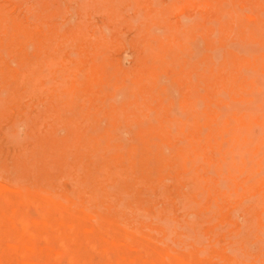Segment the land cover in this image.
Instances as JSON below:
<instances>
[{"label": "rangeland", "instance_id": "obj_1", "mask_svg": "<svg viewBox=\"0 0 264 264\" xmlns=\"http://www.w3.org/2000/svg\"><path fill=\"white\" fill-rule=\"evenodd\" d=\"M117 1L118 0H104V2L103 0H0V52L3 53L2 50L4 51V55L0 53V139H2L0 140V168H2L0 170V183L4 182L2 183L3 186H1L0 184V187H2L0 188V198H4L3 193H6L5 196H8V198L5 197V199L1 198L6 203H8V207L7 205L4 207L3 205L5 202H2L0 199V206H2V208H0V212L3 211L0 214V231H2V233L0 232V249L2 250H0V264H29L31 261H33L34 263L36 261L35 264H65V262L66 264H73L74 261L76 264H79L80 262V264H126L128 262V264H137L138 262L140 264H190V262L191 264H225L226 262L227 264V261L221 259H226L225 256L227 254L231 256L233 255V258L236 262H231L232 264H264V222L261 221L264 218V202L261 200L258 201L259 196L257 195L255 189H246L248 188L246 187L247 183L250 182V180L245 181L247 180L246 172H241L237 168H232L231 173H228L227 163H224L222 166V168L224 167L223 169H225L226 172L222 168H220L219 171L216 169L217 159H219L221 153L217 150L216 145H214L216 140L221 142L222 150L230 145V141H227L228 135H220L217 129H214V127L217 126L220 128L221 123L223 124L222 121H224V119L228 117V115L231 113V110H236L238 112H240V110H248V108L245 107L247 103L240 102V99L238 97L244 94L242 92L244 91V85L242 86L244 77L247 76L248 78L249 76H252V74L249 73L251 70H246L248 67L239 65L238 59L242 60L243 57H247L250 59L253 55H258L260 51H264V45L262 43L263 38L261 36V33L264 29V24L263 26L261 25L264 22V0H178L179 2H177V0ZM209 1L211 2L213 7L209 5ZM226 2L227 4H225ZM11 4L13 6H11ZM38 4L39 7L37 8ZM60 10H62V12ZM117 10H119L118 13L121 12V15H117ZM247 10L249 11L247 12ZM258 13L262 14L263 17ZM195 14L197 15L196 18L193 17V15ZM28 15H31V17H29ZM248 15L250 17H248ZM105 16H109L110 18L107 17V19ZM160 18L162 19V21ZM191 18L193 19L190 20ZM181 20L184 22V25L188 20L192 22L186 23L187 25L184 26ZM103 21L106 24H104ZM42 23L44 26H42ZM255 23H260V26L256 25ZM82 24H84V26ZM214 24L217 25L216 30ZM251 24L253 28H251ZM59 25L64 27H61ZM151 25L154 26L155 29ZM245 26L247 28H245ZM9 27L10 29H8V32L7 28ZM82 27L84 28L82 29ZM17 29H20L26 34H16ZM58 29L60 32L58 31ZM95 29L98 31H96ZM103 30H105L106 33L103 32ZM248 30L253 31L252 38L248 36ZM93 31L95 34L93 33ZM97 32L98 34H96ZM196 34H199V36ZM5 36H7L8 38H5ZM22 36L24 37L22 38ZM4 39H6V41L3 43ZM216 39L217 41H214ZM255 39H258L260 41L262 47L259 46L260 44L258 41L255 42ZM120 41L122 42V44H120ZM127 41L129 44L127 43ZM232 41V45H235L237 49L231 46L228 47L229 42ZM234 41H237L238 43L235 42V44ZM241 44H244V47ZM249 44L251 46H249ZM25 45L27 46L26 48ZM191 45H194L198 49H194V46ZM3 46L5 47V49L1 48ZM48 46L50 49L48 48ZM156 46L157 49L155 50ZM148 47L150 48V50L147 49ZM255 48L258 51H255ZM69 49H72L70 53H68ZM221 49L222 51L221 53H219ZM241 50L244 54L241 52ZM195 51L200 52V54H196L197 57L196 55H194V58L190 60V56L192 58L194 54L193 52ZM182 52H187L188 56H186V54L183 55ZM6 53L9 55V57L5 56L7 55ZM76 53H78V55ZM214 53L217 55V57L213 55ZM99 54L100 56H97ZM167 54L169 55V57L166 56ZM249 54L251 57L249 56ZM73 55L77 57H74ZM44 63L50 67L47 68ZM18 64L20 67H18ZM43 66L46 74L50 72L47 79L45 73H43V79L42 75H40V77H37L39 76L37 75L38 73L40 74L41 71L43 72ZM242 69H244V73L241 71ZM86 74H89L91 78L87 79ZM32 75L34 76V78H31ZM56 75H58L59 78H56ZM78 76L83 77L79 78ZM228 76H235V81L232 83L231 91L228 89H223V91L225 92L221 93V96L220 91L222 92L223 88L221 84L222 80L224 81L225 79V81L229 84L227 85H231L229 83L230 79ZM193 77L195 79H193ZM257 77H260L259 79L262 78L261 80H263L262 76L257 75ZM37 78L39 80L35 81L34 79ZM49 78H51L50 80L52 81H50ZM124 79H128L130 82H126ZM157 79L161 80H158L160 83L157 82ZM44 82L46 84H44ZM101 83L103 84V86L105 85L106 87H108V89L105 86L103 87ZM72 84H74L75 89L69 92L68 88L71 87ZM167 84L169 87L167 86ZM4 85H7L8 88L7 86L6 88L2 87ZM42 85L45 86L42 87ZM171 85L172 87H170ZM123 86H125V88ZM166 86L168 87V89L172 88L173 91H169L167 89L168 92L165 93ZM109 87H111L112 89H110ZM121 87L123 88L121 89ZM174 87L178 89V91ZM199 87H202L203 89L201 88V90L203 91L199 90ZM99 88L101 91L99 90ZM115 88L120 89H118L117 92V90H114ZM23 89H25V91ZM4 90L5 94L7 93L6 95L4 94ZM1 91L3 93H1ZM18 92H23L22 98L20 97L22 96L21 94L20 96H18ZM170 92H174V97ZM177 92L179 96L176 94ZM123 93L125 95H123ZM175 97L178 98L175 99ZM114 98L118 99L113 101ZM164 98H166V100ZM199 98H201V100ZM229 99L232 100H230L232 105L231 103H229ZM201 101L203 102L199 105V102ZM36 103L37 106H39V109L37 108ZM181 103L187 104L189 106V109L185 111L184 115L182 114L184 110L180 106ZM227 103L229 104L228 106ZM41 105L43 108L41 107ZM174 105L176 107V110ZM196 105L198 106L196 107ZM191 106L193 107L191 108ZM216 106L221 108V110L217 109ZM222 109L223 111L226 109L224 113L227 111L228 112L226 113V115L224 114L225 116L223 119L221 118L223 117L222 113L220 120L219 116L222 112ZM178 111H181L182 113H178ZM26 112L29 113L26 114ZM194 112H197L198 114V126L196 127L194 126ZM24 113L26 114V118ZM97 113H99V115ZM175 113H178V115L180 116H177V114ZM174 115H176L177 117ZM187 116L190 117L188 122ZM201 116L202 119H200ZM213 116L216 118V121H214L215 124L212 123L210 127L208 126V123L211 121ZM15 118H17V121L19 118L20 121L17 122ZM150 118L152 120H150ZM102 119L104 120L103 122H101ZM154 119L155 121H153ZM144 120L146 122H143ZM15 121L17 122V124H15L16 128H18L17 130L13 125V122ZM186 122L187 124H185ZM27 123L30 124L27 125ZM172 123H174L175 125ZM19 125H22L23 127H20ZM133 125L135 126L132 128ZM97 127H100V129ZM117 127L120 129H118ZM121 127H123V129ZM124 127L126 128L124 129ZM181 127L184 128L183 132H181L180 130ZM204 127H206V129L203 131ZM115 128L117 129V131ZM174 128L175 130L172 131V129ZM9 129H11V131ZM65 129H67V131ZM118 131L121 133L120 136L118 135ZM24 134L25 137L28 136L29 139L26 137V139L22 141V138H25L23 136ZM155 136L160 140H158ZM188 137L198 141L199 146H197V151L201 154H199L195 159L194 166H192V162H190L189 160L188 162H185L184 167L178 160L176 154L174 155V153L175 150L178 149V146H182L185 148L187 147ZM20 138L22 140H20ZM101 138L104 139V142ZM137 140L138 142H136ZM15 141L22 142L17 143ZM101 141L102 145L100 143ZM180 141L182 142L180 143ZM222 142L226 143L224 144L225 146ZM152 143H155L154 145L156 148L153 147L154 145H149ZM194 143L196 144V141ZM4 144H6L7 146L5 147ZM150 146H152L155 150L152 151ZM109 147H112L111 151ZM169 148L171 149V151ZM53 149H55V152ZM107 149L109 152L107 151ZM69 151H72L73 154L69 153ZM149 152L150 154H148ZM151 152H154L152 154L153 158H151ZM158 152H160V154ZM164 152L169 154H164ZM187 152L190 154V156H194L193 150L188 149ZM25 153L27 154L25 155ZM136 153L138 156L136 155ZM226 155L229 157H226V160L229 161L230 153L228 152L226 153ZM235 155L236 154H234V156ZM83 156L85 157L84 159H82ZM50 157L53 158L51 159ZM236 157L237 156H235V159ZM66 158L69 160H66ZM95 158L98 159V161H94ZM26 160L29 161L26 163ZM153 160V164L150 163ZM53 162L54 165H51ZM219 162H222V159L219 160ZM66 163L68 166H66ZM78 163L80 164V166H78L79 168L77 167V165H79ZM186 163H189V165ZM10 164L12 166L11 169ZM30 164L35 165L32 167V165L29 166ZM63 165L64 167H66L64 168ZM54 167L56 168L54 169ZM94 167H96L97 169L94 170ZM165 167L167 170L162 171V169H165ZM78 169L79 171L80 169L82 171L79 172ZM4 170L6 171L4 172ZM97 170L102 171V174H99V171L97 173ZM209 170H211L212 173H210L211 171ZM262 171H264V169H262L260 173H262ZM2 173L4 176L2 175ZM32 174L34 175L32 176ZM152 174H154V176ZM7 175L11 176L8 177ZM1 176L5 179V181ZM23 177H25L26 179H23ZM32 177H34V179ZM16 178L17 181H15ZM221 178H223V180L225 179V184L228 190L224 188L226 186ZM44 179L47 180L43 182ZM13 182L15 184H20V182L21 184L25 183L27 187H24L25 184H20L23 187L22 192L20 190L21 187H17L18 184L16 186L13 185ZM31 184H33V188L31 186L30 191H32V194L34 196L36 195V198L33 197L30 193H27L28 187H30ZM49 184L55 189L49 186ZM110 184L111 186H109ZM221 184L222 186H220ZM45 186L47 191L45 190ZM108 186L109 189H107ZM219 186L223 188L220 189ZM113 187H115L116 189ZM94 188L99 190H96ZM239 188L240 191L238 190ZM49 189H52L53 192H49L51 191ZM124 189L126 191H124ZM36 190L37 192H41L39 194H35V192L33 191ZM72 190L74 191L71 192L70 196L69 193ZM25 192L29 195H27ZM56 192L57 194L60 192L59 196L62 197L63 201L64 198L66 199L63 204L60 197L58 195H55ZM229 192L231 195L229 194ZM73 193L76 194L72 195ZM93 193L96 195L94 196ZM97 193L102 195H98V201L96 200L97 198H95L97 197ZM143 193L146 195H144ZM25 194L27 197H25ZM48 194H52V196H50L52 200L49 199L50 197L47 198L49 196ZM156 194H158L159 197ZM196 194L198 195V197ZM149 195H151V197ZM238 195L240 197H238ZM251 195L254 197H252ZM37 196L40 198H37ZM43 196L46 198L43 199ZM73 196H76L77 198H73ZM69 197L73 199L72 201L75 204L69 199ZM90 197H92V200L90 199ZM93 197L95 198V200L93 199ZM249 197H251V200H253L254 202H252ZM23 198H25L26 200H23ZM229 198H231V200ZM30 199L34 200L33 204ZM121 199H123V202L121 201ZM242 199L243 201H240ZM53 200H58V202L56 201V203H54ZM34 202L36 205L34 204ZM82 202H84L85 204ZM104 202H106V204ZM2 203L3 205H1ZM81 203L83 204L82 206L84 208L81 207ZM90 203L93 205H91ZM123 203L126 205H124L125 207L123 206ZM70 205L72 206L73 210L75 209L74 211L71 210ZM135 205L137 208H135ZM48 206L52 208V210L48 208ZM76 206H78V208H75ZM92 206L94 207L92 208ZM40 207L43 211V214H41L42 211L39 209ZM60 207H62V209H64L65 207L66 208L62 210L60 209ZM235 207L236 209H234ZM127 208H129L131 211ZM134 208L136 212L134 211ZM231 208L233 209L232 211ZM84 209L87 211H85ZM112 209L116 211L113 212ZM37 210L40 213H38ZM46 210L47 212H45ZM89 210L95 212L94 218H92V215H94V213L92 211V213H90ZM141 210H145V212H142ZM205 210H208L209 212L207 213ZM33 211L35 213H33ZM22 212H24V214ZM28 212L31 214H29ZM86 212H88V214L90 213L91 215L86 214ZM25 213L27 214L25 215ZM232 213L234 214V216ZM20 214L23 216V218H19L21 217ZM71 214H73V216ZM79 214L85 219L80 217ZM205 214L207 217L205 216ZM259 214L261 215V217ZM41 215L43 217H45L46 215L49 216H46V218L44 219H48L44 220ZM60 215H62L63 218L62 216L60 217ZM154 215L158 216V220ZM235 215H237L238 219ZM7 216H9V218H7ZM10 216L12 217L10 218ZM104 216L108 218L110 217L113 220H109ZM122 216L124 217L123 219L125 220V222L124 220L121 221ZM142 216H144L145 218ZM12 218L13 220H11ZM105 218L109 221H107ZM167 218H172L174 220L172 221L173 223ZM31 219L33 222L31 221ZM137 219L140 221V225H138L137 222L139 221ZM140 219H142L143 221ZM24 220H26V222H21ZM35 220H37L39 223H37V221ZM60 220L62 222L59 223L58 221ZM104 220H106L107 222ZM114 220H116V222L121 221L119 222L121 223V225H119L118 222L115 223ZM244 220L245 222L241 224ZM259 220L261 223L259 222ZM27 221H29L30 223ZM129 221L132 222L130 223ZM154 221H156L157 223ZM18 222H21L23 225ZM94 222L98 225H96ZM178 222L180 225L178 224ZM27 223L29 224V226H27L28 229L26 227ZM125 223H127L128 225L126 224V226H124ZM141 223H143L144 225H142ZM162 223H164L166 227ZM169 223H172L173 225L170 226L171 224ZM45 224H47V226H44ZM110 224L111 226H109ZM72 225H74L73 228H71ZM146 226L147 229L150 228L149 231L146 230ZM179 226H182L180 227L181 229L179 228ZM216 226L218 227V229H214L217 228ZM107 227L111 229L109 230L107 229ZM194 227H196V229L198 228L201 233L199 234V231H197L198 229L196 230ZM22 228H25L26 230ZM89 228H91L92 230ZM114 228L117 230L114 231ZM122 228L128 229L127 231L131 233H134L133 231H135V234L138 235H134V237H128L127 233L129 232H127L126 229L124 231ZM188 228L194 231L193 232L191 230V232L195 235V241L193 240V235H191L190 231V234H187ZM220 228H222V230ZM240 228H242L241 231ZM104 229H107V231L109 230V234ZM154 229H159V235H157L158 232H156ZM163 229L166 231H164ZM59 230L60 235L58 234ZM87 230L91 231L87 232ZM172 230L173 234L171 233ZM11 231L14 234L17 233V236L15 235L14 237ZM32 231L34 232V235H32ZM47 231L52 233H48ZM83 231L85 234L83 233ZM261 231L263 233H261ZM111 232L112 234H110ZM8 233H11L10 236H12V239H10V236L8 237ZM177 233H179V235H177ZM107 234L109 236H107ZM141 234L151 236V238H144V236L142 237ZM180 234L181 238L179 239L177 236H180ZM35 235L38 236V239ZM161 235H163V239H159L162 237ZM183 235L185 236V238H183ZM203 235H208L206 236V239H208V241H203L205 240ZM45 236H47V238ZM55 236L58 238H56ZM186 236L189 237V240ZM190 236H192V239L190 238ZM196 236H198V240L200 242L201 240L203 242L199 243ZM43 237L46 239H44ZM210 237H212V239H210ZM214 237H217L218 239H214ZM7 238L10 240H8ZM152 238L153 241L160 242H152ZM156 238L157 240H154ZM182 238L185 240H183ZM237 238H240L238 239L239 241L237 240ZM254 238H256L257 240ZM29 239L30 241H32L30 242ZM87 239H90V241H86ZM112 239L113 243H110ZM62 240L65 246L62 244ZM93 240L95 243L93 242ZM162 240H165L167 242L165 243V241L163 242ZM171 240L174 242H172ZM214 240H216V243H214ZM6 241L8 244L6 243ZM177 241H179L178 244ZM251 241L253 242V246L252 244L248 246L247 244L252 243ZM90 243H93L95 246L92 247L93 244ZM159 243H161L162 245H159ZM208 243H210V246H208ZM202 244L203 246H201ZM215 244H218V246H216ZM27 245H30L31 247ZM85 245H87V247L91 245V248L93 249H90V252L87 248L83 251L82 248H85ZM170 245H172L171 248ZM254 245L256 249L254 248ZM25 246L29 248H26ZM39 246L41 247L39 248ZM111 246L114 247V257L111 249L113 247ZM167 246L170 249L169 251ZM189 246L190 248H188ZM197 246L202 247L203 250L201 251L200 247L196 248ZM228 246L231 247L229 248ZM65 247H67L69 250L65 249ZM139 247L141 248L139 249ZM179 247H182L183 250L181 248L179 249ZM232 247L233 249H237V253L235 252V249H232ZM97 249H99V253H96ZM33 250L35 253H33ZM59 250L62 253L64 252L63 254L65 255H62ZM87 250L89 253H87ZM91 250H94L93 253L91 252ZM38 251L39 253H37L36 255V252ZM173 251H177L178 256H176V253H173ZM207 251H209L211 254H209V252ZM217 252L218 254H216ZM230 252L234 253L230 254ZM166 253L169 254V261L168 254ZM71 254L73 255L72 257ZM100 254L104 258L99 256L101 261L99 259L98 261L97 258ZM249 254H252V257H249ZM32 255L33 258H31ZM39 255L41 257H39ZM58 255L61 256V261H58ZM89 255L90 258L92 257L93 259L94 257V259L96 258L97 261H92V259L90 260ZM247 255L249 259L247 258ZM37 256L39 259L43 258L42 261L41 259L39 260L40 262L38 261V259L36 260ZM54 256H56L57 259ZM180 256H182L184 260H186V262H181L183 258H180ZM189 256H192V258H190ZM197 257H199L200 259ZM257 257L258 259H256ZM107 258H112L113 262L110 263L112 259L109 260ZM131 258H133V260ZM143 258L144 260H142ZM116 259H118V263L116 262ZM70 260L73 261V263ZM241 260L242 262H240ZM252 260L253 262L251 263ZM33 262L31 264H33Z\"/></svg>", "mask_w": 264, "mask_h": 264}, {"label": "bare ground", "instance_id": "obj_2", "mask_svg": "<svg viewBox=\"0 0 264 264\" xmlns=\"http://www.w3.org/2000/svg\"><path fill=\"white\" fill-rule=\"evenodd\" d=\"M28 1V0H27ZM98 1V0H97ZM118 1H120V0H118ZM117 1V2H118ZM123 1V0H122ZM179 1H182V0H179ZM178 0H177V2H179ZM224 1V0H223ZM19 2V1H18ZM103 2H104V0H103ZM210 2V1H209ZM1 3V2H0ZM13 3V2H12ZM98 3V2H97ZM144 4V3H143ZM174 4V3H173ZM183 4V3H182ZM225 4H227V2L225 3ZM17 5V4H16ZM209 5L210 6H212V4H211V2L209 3ZM11 6H13L12 4H11ZM176 6V5H175ZM180 6V5H179ZM182 6V5H181ZM200 6V5H199ZM39 7V4H38V6H37V8ZM75 7V6H74ZM202 7V6H201ZM213 7V6H212ZM211 7V8H212ZM228 7V6H227ZM244 7V6H243ZM15 8H16V6H15ZM70 8V7H69ZM179 8V7H178ZM177 8V9H178ZM225 8V7H224ZM240 8V7H239ZM25 9V8H24ZM123 9V8H122ZM14 10V9H13ZM27 10V9H26ZM64 10V9H63ZM121 10V9H120ZM183 10V9H182ZM213 10V9H212ZM227 10V9H226ZM15 11V10H14ZM28 11V10H27ZM34 11H36V10H34ZM57 11V10H56ZM61 12H62V10H60ZM118 11L119 10H117V15L118 14H120V13H118ZM123 11V10H122ZM242 11V10H241ZM244 11V10H243ZM249 10H247V12H248ZM44 12V11H43ZM68 12V11H67ZM157 12V11H156ZM260 12H262V11H260ZM33 13V12H32ZM42 13V12H41ZM74 13V12H73ZM72 13V14H73ZM87 13V12H86ZM184 13V12H183ZM227 13V12H226ZM16 14V13H15ZM185 14V13H184ZM259 15H261L262 16V14H260V13H258ZM18 15V14H17ZM90 15H91V13H90ZM121 15V14H120ZM183 15V14H182ZM196 15V14H195ZM195 15H193V17L194 18H196L197 17V15L195 16ZM29 17H31V15H28ZM34 16V15H33ZM74 16V15H73ZM82 17V16H81ZM106 17V16H105ZM107 17H109V16H107ZM106 17V18H107ZM116 17V16H115ZM122 17V16H121ZM187 17H189V16H187ZM223 17H225V16H223ZM248 17H250L249 15H248ZM263 17V16H262ZM28 18V17H27ZM110 18V17H109ZM117 18V17H116ZM166 18V17H165ZM181 18V17H180ZM29 19H31V18H29ZM70 19V18H69ZM108 19V18H107ZM161 19V18H160ZM193 18H191L190 20H192ZM116 20V19H115ZM114 20V21H115ZM190 20H188L187 22H185V25H187L186 23H189V22H192V21H190ZM10 21V20H9ZM34 21V20H33ZM102 21V20H101ZM111 21V20H110ZM113 21V20H112ZM117 21H118V19H117ZM120 21H122V20H120ZM152 21V20H151ZM161 21H162V19H161ZM182 21V20H181ZM210 21V20H209ZM214 21V20H213ZM212 21V22H213ZM216 21V20H215ZM40 22V21H39ZM43 22V21H42ZM81 22H82V18H81ZM132 22V21H131ZM211 22V23H212ZM261 22H263V21H261ZM37 23H38V20H37ZM44 23V22H43ZM43 23H42V26H44L43 25ZM57 23V22H56ZM103 23L104 24H106L104 21H103ZM182 23H183V25H184V22L182 21ZM206 23H210V22H206ZM213 23H215V22H213ZM218 23V22H217ZM234 23V22H233ZM249 23V22H248ZM49 24V23H48ZM71 24H73V23H71ZM103 24V25H104ZM150 24V23H149ZM152 24V23H151ZM216 24V23H215ZM214 24V25H215ZM250 24V23H249ZM256 25H259V24H257V23H255ZM263 24H264V22L261 24L262 26H263ZM36 25H38V24H36ZM40 25H41V23H40ZM66 25V24H65ZM83 26H84V24H82ZM93 25V24H92ZM102 25V26H103ZM120 25H121V23H120ZM184 25V26H185ZM59 26H61V25H59ZM58 26V27H59ZM87 26V25H86ZM105 26V25H104ZM152 26V25H151ZM260 26V25H259ZM46 27V26H45ZM61 27H64V26H61ZM152 27H154V26H152ZM157 27V26H156ZM234 27V26H233ZM264 27V26H263ZM263 27H261V28H263ZM44 28V27H43ZM47 28V27H46ZM84 27H82V29H83ZM85 28H87V27H85ZM120 28H122V27H120ZM159 28V27H158ZM161 28V27H160ZM223 28V27H222ZM245 28H247L246 26H245ZM244 28V29H245ZM251 28H253L252 27V24H251ZM8 29H10V27L9 28H7V30ZM60 29V28H59ZM59 29H58V31H59ZM106 29V28H105ZM110 29V28H109ZM154 29H155V27H154ZM217 29V25H215V30ZM96 30V29H95ZM150 30V29H149ZM255 30V29H254ZM35 31H36V29H35ZM96 31H98V30H96ZM95 31V32H96ZM110 31V30H109ZM8 32H9V30H8ZM48 32V31H47ZM46 32V33H47ZM60 32V31H59ZM103 32H105V30H103ZM107 32H108V30H107ZM154 32V31H153ZM164 32H166V31H164ZM163 32V33H164ZM215 32V31H214ZM227 32V31H226ZM19 33H22V35H24V34H26L25 32H23V31H21L20 29H17V31H16V34H19ZM93 33H94V31H93ZM106 33V32H105ZM111 33V32H110ZM109 33V34H110ZM125 33V32H124ZM157 33V32H156ZM246 33V32H245ZM95 34V33H94ZM96 34H98V32L96 33ZM108 34V35H109ZM228 34V33H227ZM20 35V34H19ZM121 35V34H120ZM125 35V34H124ZM196 35H198L199 36V34H196ZM217 35V34H216ZM215 35V36H216ZM38 36V35H37ZM105 36H107V35H105ZM110 36V35H109ZM248 36H250L251 38H252V36H253V31L252 30H248ZM261 36H262V38H263V41H262V43H263V45H264V29H263V32L261 33ZM7 36H5V38H6ZM14 37H15V35H14ZM24 36H22V38H23ZM52 37V36H51ZM217 37V36H216ZM8 38V37H7ZM21 38V39H22ZM93 38V37H92ZM186 38V37H185ZM188 38V37H187ZM37 39V38H36ZM94 39V38H93ZM92 39V40H93ZM122 39V38H121ZM143 39H145V38H143ZM201 39V38H200ZM229 39V38H228ZM40 40V39H39ZM70 40V39H69ZM69 40H68V42H69ZM152 40V39H151ZM154 40V39H153ZM256 40V39H255ZM254 40V41H255ZM6 41V39H4V41H3V43ZM24 41V40H23ZM28 41H29V39H28ZM142 41V40H141ZM184 41V40H183ZM202 41V40H201ZM214 41H217V39L216 40H214ZM259 42V46H261L262 47V44L260 43V41L257 39L255 42ZM34 42H35V40H34ZM121 42V41H120ZM124 42V41H123ZM150 42H152V41H150ZM155 42V41H154ZM189 42V41H188ZM203 42V41H202ZM235 42H237V41H234V43ZM255 42H253V43H255ZM39 43V42H38ZM127 43H128V41H127ZM232 43H233V41L232 42H229V46L228 47H234L235 49H237L236 47H235V45L233 46L232 45ZM238 43V42H237ZM244 43V42H243ZM249 43V42H248ZM14 44H15V42H14ZM28 44V43H27ZM120 44H122V42L120 43ZM129 44V43H128ZM227 44H226V46H227ZM236 44V43H235ZM245 44V43H244ZM244 44H241L243 47H244ZM258 44V43H257ZM33 45H34V43H33ZM47 45V44H46ZM201 45V44H200ZM129 46V45H128ZM134 46V45H133ZM191 46H194V45H191ZM237 46V45H236ZM249 46H251L250 44H249ZM27 46L25 45V48H26ZM241 47V46H240ZM257 47V46H256ZM260 47V48H261ZM1 48H4L5 49V47L3 46V47H1ZM17 48V47H16ZM48 48H49V46H48ZM65 48V47H64ZM68 48V47H67ZM197 47H195L194 46V49H196ZM223 48V47H222ZM247 48V47H246ZM264 48V47H263ZM35 49V48H34ZM33 49V50H34ZM37 49H39V48H37ZM50 49V48H49ZM48 49V50H49ZM63 49V48H62ZM147 49H149L150 50V48L148 47ZM152 49H154V48H152ZM157 49V46L155 47V50ZM198 49V48H197ZM203 49H204V47H203ZM217 49V48H216ZM220 49V48H219ZM235 49H233V50H235ZM254 49V48H253ZM60 50V49H59ZM72 49H69V52L68 53H70V51H71ZM126 50V49H125ZM128 50V49H127ZM202 50V49H201ZM201 50H199V51H201ZM210 50V49H209ZM218 50V49H217ZM240 50V49H239ZM257 49L255 48V51H256ZM263 50V49H262ZM27 51H28V49H27ZM75 51V50H74ZM122 51V50H121ZM129 51V50H128ZM221 51H222V49L220 50V52L219 53H221ZM246 51V50H245ZM258 51V50H257ZM2 52L3 53H1V54H3L4 55V51L2 50ZM39 52V51H38ZM119 52V51H118ZM211 52H213V51H211ZM217 52V51H216ZM237 52V51H236ZM239 52V51H238ZM241 52L243 53V51L241 50ZM248 52V51H247ZM250 52V51H249ZM11 53H13V52H11ZM104 53V52H103ZM120 53V52H119ZM194 54H193V57L191 58V56H190V60L191 59H193L194 58V55H196V54H200V52H193ZM251 53H253V52H251ZM250 53V54H251ZM7 54V53H6ZM41 54V53H40ZM57 54V53H56ZM75 54V53H74ZM77 55H78V53H76ZM140 54V53H139ZM149 54V53H148ZM182 54L183 55H185L186 54V56H188L187 55V52H185V53H183L182 52ZM244 54V53H243ZM246 54H248V53H246ZM250 54H249V56H250ZM12 55V54H11ZM30 55V54H29ZM60 55V54H59ZM70 55V54H69ZM82 55V54H81ZM119 55V54H118ZM131 55V54H130ZM214 56H216L217 57V55L214 53L213 54ZM5 56H8L9 57V55L7 54V55H5ZM62 56V55H61ZM71 56V55H70ZM74 56V55H73ZM97 56H100V54L99 55H97ZM166 56H168L169 57V55L167 54ZM219 56V55H218ZM16 57V56H15ZM31 57V56H30ZM36 57V56H35ZM42 57H45V56H42ZM74 57H77V56H74ZM196 57H197V55H196ZM251 57V56H250ZM54 58V57H53ZM59 58V57H58ZM12 59V58H11ZM39 59V58H38ZM66 59H69V58H66ZM145 59V58H144ZM48 60V59H47ZM51 60V59H50ZM97 60V59H96ZM122 60V59H121ZM149 60V59H148ZM178 60V59H177ZM215 60V59H214ZM12 61V60H11ZM35 61V60H34ZM53 61V60H52ZM42 62H44V61H42ZM71 62V61H70ZM203 62V61H202ZM216 62V61H215ZM11 63V62H10ZM47 63H48V61H47ZM90 63V62H89ZM198 63H200V62H198ZM217 63H218V61H217ZM216 63V64H217ZM238 63H239V65L240 66H245V67H248L246 70L248 71V70H251L249 73H251L252 74V76H249L248 78H247V76H245L246 77V79H245V77H244V80H243V84H242V86L244 85V91H242L244 94H242L241 96H239L238 98L240 99V102H245V103H247L246 104V108H248V110H246V111H244V110H240V112H238V111H236V110H231V113L228 115V117L227 118H225L224 119V121H222L223 122V124L221 123V127L219 128V127H214V129H217V131H218V133L220 134V135H222L223 134V136L226 134V135H228V137H227V141L229 142L230 141V145H228L225 149H223L222 150V144H221V142H219L218 140H216V142H215V144L214 145H216V148H217V150L221 153V155H220V157H219V159H217V165H216V169L219 171L220 170V168H222V166H223V164L224 163H227V167H228V173H231V169L232 168H237L238 170H240L241 172H246V176H247V180H245V181H248V180H250V182L249 183H247V186L246 187H248V188H246V189H255L256 190V192H257V195L259 196V199H258V201L259 200H261V201H263L264 202V171H262V173H260V171L262 170V169H264V51H260L259 52V54L258 55H253L250 59L249 58H247V57H243L242 58V60L241 59H238ZM20 64V63H19ZM19 64H18V67H20L19 66ZM26 64V63H25ZM38 64V63H37ZM42 64V63H41ZM45 64V63H44ZM49 64H50V62H49ZM54 64H55V62H54ZM72 64H73V62H72ZM71 64V65H72ZM187 64V63H186ZM185 64V65H186ZM46 65V64H45ZM44 65V66H45ZM60 65V64H59ZM25 66V65H24ZM28 66V65H27ZM40 66V65H39ZM38 66V67H39ZM44 66H43V72L41 71V73L39 74H37V75H39V76H37V77H40V75H42V79H43V73H45L46 74V71L44 70ZM47 66V65H46ZM131 66V65H130ZM177 66V65H176ZM15 67V66H14ZM36 67V66H35ZM50 66H47V68H49ZM17 68V67H16ZM73 68H75V67H73ZM70 69V68H69ZM82 69V68H81ZM119 69V68H118ZM18 70V69H17ZM48 70V69H47ZM58 70H59V68H58ZM75 70V69H74ZM123 70V69H122ZM133 70V69H132ZM243 70L244 69H242L241 71L243 72ZM36 71V70H35ZM49 71V70H48ZM57 71V70H56ZM55 71V72H56ZM216 71V70H215ZM40 72V71H39ZM229 72V71H228ZM240 72V71H239ZM21 73V72H20ZM23 73V72H22ZM31 73V72H30ZM34 73V72H33ZM76 73V72H75ZM80 73V72H79ZM194 73V72H193ZM244 73V72H243ZM44 74V75H45ZM49 74H50V72L48 73V74H46L45 76H47L46 77V79L48 78V76H49ZM69 74H70V72H69ZM81 74H82V72H81ZM80 74V75H81ZM118 74H119V72H118ZM124 74V73H123ZM250 74V75H251ZM129 75H131V74H129ZM162 75V74H161ZM160 75V76H161ZM192 75H195V74H192ZM257 75L259 76H262L263 77V80H261V79H259L258 77H257ZM33 76V75H32ZM31 76V78H34V76L32 77ZM77 76V75H76ZM114 76V75H113ZM120 76V75H119ZM36 77V76H35ZM58 77V75H56V78ZM79 77V76H78ZM83 77V76H82ZM81 76L79 77V78H82ZM134 77V76H133ZM229 77V79H230V81H229V83L231 84L230 86H228L229 84H228V82H226L225 81V79H224V81L222 80V82H221V84H222V92L220 91V95L222 96V94L221 93H223V92H225V91H223V89H228V90H230L231 91V89H232V83L235 81V76H228ZM11 78V77H10ZM52 78V77H51ZM51 78H49V80L51 79ZM59 78V77H58ZM86 78L87 79H89V78H91V76L89 75V74H86ZM113 78V77H112ZM160 78V77H159ZM227 78V77H226ZM60 79H61V77H60ZM193 79H195L194 77H193ZM12 80V79H11ZM35 81L36 80H39L38 78L37 79H34ZM125 80V79H124ZM161 81L160 79H157V82H159V81ZM2 81V80H1ZM46 81V80H45ZM50 81H52V80H50ZM119 81V80H118ZM122 81H123V79H122ZM126 82H128L129 80L127 79V80H125ZM135 81V80H134ZM201 81V80H200ZM59 82V81H58ZM101 82V81H100ZM130 82V81H129ZM136 82V81H135ZM202 82V81H201ZM3 83V82H2ZM49 83H51V82H49ZM60 83H61V81H60ZM71 83V82H70ZM75 83H77V82H75ZM160 83V82H159ZM44 84H46L45 82H44ZM64 84H66V83H64ZM102 84V83H101ZM134 84V83H133ZM169 84V83H168ZM168 84H167V86H168ZM228 84V85H227ZM96 85V84H95ZM94 85V86H95ZM135 85V84H134ZM7 86V85H6ZM6 86L4 85V86H2V87H4V88H6ZM45 85H42V87H44ZM61 86V85H60ZM102 86H103V84H102ZM105 86V85H104ZM103 86V87H104ZM112 86V85H111ZM127 86V85H126ZM166 86V87H167ZM17 87H19V86H17ZM16 87V88H17ZM106 87V86H105ZM124 88H125V86H123ZM123 87H121V89L123 88ZM134 87V86H133ZM165 87V89H166V91H165V93H167L168 92V90L170 91H173L172 90V88L170 89H168V87L166 88ZM170 87H172V85L170 86ZM238 87V86H237ZM246 87V88H245ZM7 88H8V86H7ZM36 88H37V86H36ZM96 88V87H95ZM107 89H108V87H106ZM110 89H112L111 87H109ZM136 88H137V86H136ZM156 88V87H155ZM175 88V87H174ZM202 88V87H201ZM201 88L199 87V90H201ZM25 89H27V88H25ZM25 89H23L24 91H25ZM75 89V87H74V84H72L71 85V87H69L68 88V91L69 92H71V91H73ZM118 89H120V88H115L114 90L116 91L117 90V92H118ZM168 89V90H167ZM176 89V88H175ZM203 89V88H202ZM2 90V89H1ZM39 90V89H38ZM99 90H100V88H99ZM125 90V89H124ZM177 91H178V89H176ZM7 91V90H6ZM32 91V90H31ZM101 91V90H100ZM201 91H203V90H201ZM20 92V91H19ZM18 92V96H20V94L22 95L23 94V92L22 93H19ZM122 92H123V90H122ZM240 92V91H239ZM1 93H3L2 91H1ZM25 93V92H24ZM170 93H172V96L174 97V92H170ZM228 93V92H227ZM237 93V92H236ZM4 94H5V90H4ZM7 94V93H6ZM5 94V95H6ZM115 94V93H114ZM162 94V93H161ZM177 95H178V92L176 93ZM218 94V93H217ZM1 95V94H0ZM5 95H4V97H5ZM46 95V94H45ZM116 95V94H115ZM114 95V96H115ZM123 95H125L124 93H123ZM171 95V94H170ZM176 95V96H177ZM73 96V95H72ZM130 96H131V94H130ZM179 96V95H178ZM226 96V95H225ZM21 98L23 97V95L22 96H20ZM77 97V96H76ZM80 97V96H79ZM84 97V96H83ZM123 97V96H122ZM166 97H168V96H166ZM224 97V96H223ZM75 98V97H74ZM107 98V97H106ZM110 98V97H109ZM111 98H113V97H111ZM178 98V97H177ZM176 97H175V99H177ZM226 98V97H225ZM234 98H235V96H234ZM19 99V98H18ZM108 99V98H107ZM118 99V98H117ZM116 98H114L113 99V101L114 100H117ZM165 100H166V98H164ZM200 100H201V98H199ZM204 99V98H203ZM227 99V98H226ZM164 100V101H165ZM205 100V99H204ZM228 100V99H227ZM230 100L231 99H229V103H231L230 102ZM175 101V100H174ZM199 101V100H198ZM232 101V100H231ZM44 102V101H43ZM116 102H118V101H116ZM203 101H201V102H199V105H200V103H202ZM152 103V102H151ZM234 103V102H233ZM69 104V103H68ZM198 104V103H197ZM214 104V103H213ZM11 105V104H10ZM35 105V104H34ZM229 104L227 103V106H228ZM231 105H232V103H231ZM230 105V106H231ZM2 106V105H1ZM36 106H37V103H36ZM105 106V105H104ZM172 106V105H171ZM179 106V105H178ZM180 106L182 107V109L184 110L183 111V113L181 112V111H178V113H182L183 115L185 114V111H187V109H189L188 107V105L187 104H183V103H181L180 104ZM198 105H196V107H197ZM225 106V105H224ZM227 106H225V107H227ZM235 106V105H234ZM11 107V106H10ZM39 106H37V108H38ZM41 107H42V105H41ZM45 107V106H44ZM174 107H175V105H174ZM185 107V108H184ZM193 106H191V108H192ZM217 107V109H220L221 110V108H219L218 106H216ZM1 108V107H0ZM30 108V107H29ZM43 108V107H42ZM46 108H47V106H46ZM109 108V107H108ZM107 108V109H108ZM199 108V107H198ZM201 108V107H200ZM228 108V107H227ZM240 108V107H239ZM3 109V108H2ZM16 109V108H15ZM39 109V108H38ZM45 109V108H44ZM12 110H13V107H12ZM17 110H18V108H17ZM27 110V109H26ZM25 110V111H26ZM65 110V109H64ZM175 110H176V107H175ZM204 111H206V110H204ZM224 111H226V109L224 110ZM224 111H223V109H222V112L220 113V116H219V118L221 117V115H222V113H223V117H221L222 119L224 118V116L226 115V113L228 112H225L224 113ZM19 112V111H18ZM30 112V111H29ZM28 112V113H29ZM153 112V111H152ZM173 112V111H172ZM27 112H26V114H28ZM50 113V112H49ZM178 113H175V114H177V116H180V115H178ZM17 114V113H16ZM25 114V113H24ZM26 114H25V118H26ZM51 114V113H50ZM98 115H99V113H97ZM225 114V115H224ZM78 115V114H77ZM172 115V114H171ZM194 126L196 127V126H198V114H197V112L195 113L194 112ZM5 116H6V114H5ZM54 116H55V114H54ZM104 116V115H103ZM174 116H176V115H174ZM176 116V117H177ZM29 117V116H28ZM100 117V116H99ZM106 117V116H105ZM188 117V116H187ZM196 117V118H195ZM24 118V119H25ZM51 118H53V117H51ZM112 118V117H111ZM110 118V119H111ZM152 118V117H151ZM150 118V120H152ZM189 118L190 117H188L187 118V122H188V120H189ZM221 118H220V120H221ZM16 119V121H17V118H15ZM23 119V120H24ZM40 119V118H39ZM183 119V118H182ZM200 119H202V116L200 117ZM22 120V121H23ZM41 120V119H40ZM185 120H186V118H185ZM220 120H219V122H220ZM13 122L14 124V126H15V124H17V122L18 121H20L19 120V118H18V121L17 122ZM47 121V120H46ZM66 121V120H65ZM104 120L102 119V121L101 122H103ZM153 121H155V119L153 120ZM152 121V122H153ZM214 121H216V118L213 116L212 117V119H211V121L208 123V126H210L211 127V125H212V123H214ZM43 122V121H42ZM41 122V123H42ZM53 122V121H52ZM143 122H146L145 120L143 121ZM182 122V121H181ZM187 122L185 123V124H187ZM218 122V123H219ZM21 124H23V123H21ZM25 124V123H24ZM30 124V123H29ZM28 123H27V125H29ZM102 124V123H101ZM103 124H106V123H103ZM143 124H145V123H143ZM172 124H174V123H172ZM215 124V123H214ZM26 125V126H27ZM68 125V124H67ZM124 125V124H123ZM168 125V124H167ZM175 125V124H174ZM173 125V126H174ZM9 126H11V125H9ZM20 126V125H19ZM22 126V125H21ZM20 126V127H21ZM35 126V125H34ZM48 126V125H47ZM69 126V125H68ZM67 126V127H68ZM119 126V125H118ZM135 125H133L132 126V128L134 127ZM23 127V126H22ZM59 127V126H58ZM175 127V126H174ZM5 128V127H4ZM15 128H16V126H15ZM89 128V127H88ZM97 128H99L100 129V127H97ZM118 128V127H117ZM122 129H123V127H121ZM126 127H124V129H125ZM171 128H172V126H171ZM202 128H203V126H202ZM18 128H16V130H17ZM24 129V128H23ZM25 129H26V127H25ZM113 129H114V127H113ZM116 129V128H115ZM118 129H120V128H118ZM185 129H186V127H185ZM206 129V127H204V129H203V131ZM10 131H11V129H9ZM66 131H67V129H65ZM87 130V129H86ZM96 130H98V129H96ZM175 130V128L174 129H172V131H174ZM180 130H181V132H183L184 131V128H180ZM22 131V130H21ZM116 131H117V129H116ZM128 131V130H127ZM14 132V131H13ZM12 132V133H13ZM16 132V131H15ZM59 132V131H58ZM119 132V131H118ZM35 133V132H34ZM56 133H57V131H56ZM116 133V132H115ZM128 133V132H127ZM203 133V132H202ZM21 134V133H20ZM60 134V133H59ZM180 134V133H179ZM119 136L121 135V133L119 132V134H118ZM127 135V134H126ZM225 135V136H226ZM2 136V135H1ZM4 136V135H3ZM22 136V135H21ZM20 136V137H21ZM24 137H25V134L23 135ZM123 136V135H122ZM28 139H29V137L28 136H26ZM26 137L25 138H20V140H22V141H24V139H26ZM35 137V136H34ZM124 137V136H123ZM156 137V136H155ZM37 138V137H36ZM39 138V137H38ZM41 138V137H40ZM122 138V137H121ZM128 138V137H127ZM126 138V139H127ZM154 138V137H153ZM157 138V137H156ZM30 139H31V137H30ZM101 139H103V138H101ZM124 139V138H123ZM125 139V140H126ZM135 139V138H134ZM158 139V138H157ZM188 139V143H187V147L185 148V147H182V146H178L177 148L178 149H176L175 150V153H174V155L176 154V156L178 157V160L180 161V163L185 167V162H188L189 160H190V162H192V166H194V164H195V159L197 158V156L199 155V154H201L200 152H198L197 151V146H199V143H198V141L197 140H194L193 138H190V137H188L187 138ZM0 140H2V139H0ZM13 140V139H12ZM128 140V139H127ZM130 140V139H129ZM131 140H133V139H131ZM158 140H160V139H158ZM204 140V139H203ZM202 140V141H203ZM14 141V140H13ZM22 141H19V142H22ZM59 141H60V139H59ZM184 141V140H183ZM196 141V144L194 143ZM15 142H17V143H19L18 141H15ZM103 142H104V139H103ZM125 142V141H124ZM136 142H138V140L136 141ZM182 141H180V143H181ZM16 143V144H17ZM101 143V145H102V141L100 142ZM156 143V142H155ZM154 143V144H155ZM162 143V142H161ZM160 143V144H161ZM223 143V145L224 144H226L225 142H222ZM153 143L152 144H149V145H154ZM164 144H165V142H164ZM178 144V143H177ZM5 145V147L7 146L6 144H4ZM22 145V144H21ZM44 146V145H43ZM152 146H150L151 147V149H152V151H154L155 149H153V147H155V145L152 147ZM225 146V145H224ZM26 147V146H25ZM34 147H35V145H34ZM71 147V146H70ZM171 147V146H170ZM37 148V147H36ZM40 148V147H39ZM136 148H138V147H136ZM156 148V147H155ZM162 148H163V146H162ZM172 148V147H171ZM80 149H81V147H80ZM109 149H110V151H111V149H112V147H109ZM170 149V148H169ZM169 149H168V151H169ZM173 149V148H172ZM188 149L189 150H193V152H194V156H190V154L187 152L188 151ZM6 150V149H5ZM54 150V152H55V149H53ZM74 150V149H73ZM164 150V149H163ZM15 151V150H14ZM26 151V150H25ZM50 151H51V149H50ZM60 151V150H59ZM98 151V150H97ZM107 151H108V149H107ZM170 151H171V149H170ZM210 151V150H209ZM6 152H8V151H6ZM27 152V151H26ZM109 152V151H108ZM107 152V153H108ZM230 153V159H229V161H227L226 159V157H228L227 155H226V153ZM42 153V152H41ZM69 153H72V151H69ZM96 153V152H95ZM106 153V154H107ZM154 152H151V158H153V154ZM159 154H160V152H158ZM216 153V152H215ZM14 154V153H13ZM27 153H25V155H26ZM73 154V153H72ZM105 154V155H106ZM148 154H150V152L148 153ZM164 154H167L166 152H164ZM169 154V153H168ZM167 154V155H168ZM234 154H236L235 156H237L236 157V159H235V156H234ZM2 155V154H1ZM41 155V154H40ZM96 155V154H95ZM136 155H137V153H136ZM218 155V154H217ZM229 155V154H228ZM6 156H7V154H6ZM21 156V155H20ZM35 156H36V154H35ZM50 156V155H49ZM48 156V157H49ZM70 156V155H69ZM72 156V155H71ZM94 156V155H93ZM138 156V155H137ZM189 156V157H188ZM59 157V156H58ZM96 157V156H95ZM133 157H135V156H133ZM31 158V157H30ZM37 158V157H36ZM36 158H35V161H36ZM51 159L53 158V157H50ZM50 158H48V159H50ZM67 158H68V155H67ZM66 158V160H69V159H67ZM85 157L83 156V158L82 159H84ZM97 158H99V157H97ZM137 158V157H136ZM201 158V157H200ZM229 158V157H228ZM29 159V158H28ZM47 159V158H46ZM71 159V158H70ZM76 159V158H75ZM222 159V162H219V160H221ZM74 160V159H73ZM98 161V159H96L95 158V160L94 161ZM150 160V159H149ZM166 160V159H165ZM209 160V159H208ZM10 161V160H9ZM29 160H26V163L28 162ZM93 161V162H94ZM11 162V161H10ZM82 162V161H81ZM150 162V161H149ZM152 162H154V160L153 161H151L150 163H152ZM68 163V162H67ZM67 163H66V166H68L67 165ZM95 163V162H94ZM20 164V163H19ZM69 164V163H68ZM79 164V163H78ZM93 164V163H92ZM136 164H137V161H136ZM153 164V163H152ZM186 164H188L189 165V163H186ZM32 164H30L29 166H31ZM35 165V164H34ZM34 165H32V167L34 166ZM51 165H54V162L51 164ZM88 165H89V163H88ZM91 165V164H90ZM94 165V164H93ZM96 165H97V163H96ZM50 166V165H49ZM48 166V167H49ZM65 166V167H66ZM78 166H80V164L79 165H77V167ZM92 166V165H91ZM90 166V167H91ZM99 166V165H98ZM168 166V165H167ZM211 166V165H210ZM36 167V166H35ZM51 167V166H50ZM49 167V168H50ZM63 167H64V165H63ZM64 167V168H65ZM97 167V166H96ZM96 167H94V170L95 169H97ZM169 167V166H168ZM12 168V166H11V164H10V169ZM37 168V167H36ZM35 168V169H36ZM52 168V167H51ZM56 167H54V169H55ZM79 168V167H78ZM136 168V167H135ZM224 168V167H223ZM222 168V169H223ZM2 168H0V170H1ZM5 169V168H4ZM30 169V168H29ZM115 169V168H114ZM51 170H53V169H51ZM119 170H120V168H119ZM163 170H167L166 169V167H165V169H162V171ZM212 170V169H211ZM211 170H209V171H211ZM225 172H226V170L225 169H223ZM6 170H4V172H5ZM28 171V170H27ZM55 171V170H54ZM64 171H66V170H64ZM78 171H79V169H78ZM80 171H82L81 169H80ZM79 171V172H80ZM98 171L99 170H97L96 172L98 173ZM136 171V170H135ZM138 171V170H137ZM170 171V170H169ZM235 171V170H234ZM36 172V171H35ZM102 171H99V174L101 173ZM128 172H129V170H128ZM153 172V171H152ZM164 172H166V171H164ZM171 172V171H170ZM240 172V173H241ZM31 173H32V171H31ZM37 173V172H36ZM48 173H50V172H48ZM78 173V172H77ZM93 173V172H92ZM97 173H95V174H97ZM108 173V172H107ZM113 173V172H112ZM172 173V172H171ZM210 173H212V171L210 172ZM214 173V172H213ZM237 173V172H236ZM94 174V175H95ZM102 174V173H101ZM155 174V173H154ZM154 174H152L153 176H154ZM215 174V173H214ZM222 174V173H221ZM2 175H3V173H2ZM13 175H14V173H13ZM34 174H32V176H33ZM49 175V174H48ZM65 175V174H64ZM182 175V174H181ZM243 175V174H242ZM4 176V175H3ZM8 176V175H7ZM11 176V175H10ZM10 176H8V177H10ZM52 176V175H51ZM71 176V175H70ZM2 177V176H1ZM236 177V176H235ZM239 177V176H238ZM3 178V177H2ZM33 179H34V177H32ZM64 178V177H63ZM62 178V179H63ZM87 178V177H86ZM96 178H97V175H96ZM101 178H102V176H101ZM129 178V177H128ZM194 178H195V176H194ZM237 178V177H236ZM4 179V178H3ZM7 179V178H6ZM19 179H21V178H19ZM23 179H26L25 177H23ZM28 179V178H27ZM32 179V180H33ZM163 179H165V178H163ZM168 179V178H167ZM170 179V178H169ZM198 179V178H197ZM220 179V178H219ZM222 179V181L224 182V184L226 183L225 182V179L223 180V178H221ZM36 180V179H35ZM45 180H47V179H44V181L43 182H45ZM54 180V179H53ZM61 180V179H60ZM70 180V179H69ZM109 180V179H108ZM4 181H5V179H4ZM15 181H17V178L15 179ZM170 181H172V180H170ZM210 181V180H209ZM213 181V180H212ZM245 181H244V183H245ZM7 182H8V180H7ZM23 182V181H22ZM29 182V181H28ZM54 182H56V181H54ZM69 182V181H68ZM73 182H74V180H73ZM137 182V181H136ZM198 182H199V180H198ZM2 183H4V182H1L0 184H1V186H3V184ZM14 183V182H13ZM17 183V182H16ZM25 183H26V181H25ZM24 183V184H25ZM51 183V182H50ZM82 183H84V182H82ZM175 183V182H174ZM203 183V182H202ZM243 183V182H242ZM241 183V184H242ZM10 184H11V181H10ZM19 186H18V185ZM17 184H13V185H17V187H21V191L23 192V190H22V184H21V182H20V184L19 183H17ZM23 184V185H24ZM47 184V183H46ZM138 184V183H137ZM35 185V184H34ZM81 185V184H80ZM117 185V184H116ZM119 185H120V183H119ZM188 185V184H187ZM186 185V186H187ZM218 185V184H217ZM26 186V184L24 185V187ZM31 186H32V188H33V184H31L30 185V187H28V190L30 191V188H31ZM47 186V185H46ZM46 186H45V190H46ZM49 186H51L50 184H49ZM68 186V185H67ZM66 186V187H67ZM109 186H111V184L109 185ZM109 186H108V188L107 189H109ZM220 186H222V184L220 185ZM219 186V187H220ZM225 186H226V184H225ZM7 187V186H6ZM27 187V186H26ZM25 187V188H26ZM39 187H40V185H39ZM51 187H53V186H51ZM50 187V188H51ZM58 187V186H57ZM56 187V188H57ZM89 187H90V185H89ZM0 188H2V187H0ZM10 188H11V186H10ZM54 188V187H53ZM113 188H115V187H113ZM160 188V187H159ZM158 188V189H159ZM184 188V187H183ZM188 188V187H187ZM223 188V187H222ZM221 187H220V189H222ZM224 188H226L227 190H228V188H227V186L226 187H224ZM5 189H7V188H5ZM37 189V188H36ZM41 189V188H40ZM55 189V188H54ZM60 189V188H59ZM92 189V188H91ZM94 189H96V188H94ZM116 189V188H115ZM120 189H121V187H120ZM129 189V188H128ZM173 189V188H172ZM1 190V189H0ZM10 190H13V189H10ZM15 190H16V188H15ZM27 190V189H26ZM27 190V193H30L33 197H35L36 198V195L34 196L33 194H32V191H28ZM43 190V189H42ZM49 190H51V191H49V192H53L52 191V189H49ZM68 190V189H67ZM66 190V191H67ZM96 190H99V189H96ZM110 190H112V189H110ZM146 190H148V189H146ZM235 190V189H234ZM239 191H240V188L238 189ZM47 191V190H46ZM74 190H72V191H70V196H71V192H73ZM124 191H126L125 189H124ZM19 192V191H18ZM33 192H35V194L36 193H40L39 191L37 192V190L36 191H33ZM91 192V191H90ZM96 192V191H95ZM105 192V191H104ZM111 192V191H110ZM123 192V191H122ZM256 192H254V193H256ZM8 193V192H7ZM20 193V192H19ZM26 193V192H25ZM26 193V194H27ZM55 193V192H54ZM60 193V192H59ZM59 193L57 194V192H56V196L58 195L59 196ZM62 193V192H61ZM99 193V192H98ZM97 193V197H95V198H97L96 200L98 201V195H100V196H102L101 194H98ZM100 193H101V191H100ZM226 193V192H225ZM231 193H232V191H231ZM234 193V192H233ZM4 194V198H2V199H5V197L6 198H8V196L6 195L5 196V194L6 193H3ZM23 194V193H22ZM26 194H25V197H27L26 196ZM41 194H43V193H41ZM74 194H76V193H73L72 195H74ZM86 194V193H85ZM90 194V193H89ZM144 194V193H143ZM148 194H150V193H148ZM147 194V195H148ZM152 194V193H151ZM177 194V193H176ZM198 194V193H197ZM196 194V195H197ZM211 194H212V191H211ZM229 194H230V192H229ZM24 195V194H23ZM27 195H29V194H27ZM45 195V194H44ZM49 195V194H48ZM93 195L95 196L96 194H94L93 193ZM124 195H125V193H124ZM126 195H127V193H126ZM130 195V194H129ZM144 195H146V194H144ZM155 195V194H154ZM156 195H158V194H156ZM180 195V194H179ZM231 195V194H230ZM1 196V195H0ZM42 196V195H41ZM46 196V195H45ZM50 196H52V194L51 195H49L47 198H49ZM62 196V195H61ZM91 196V195H90ZM143 196V195H142ZM150 197H151V195H149ZM168 196V195H167ZM219 196V195H218ZM234 196V195H233ZM252 196V195H251ZM24 197V196H23ZM60 197V196H59ZM64 197V196H63ZM74 197H76V196H73V198ZM108 197V196H107ZM107 197H105V198H107ZM111 197V196H110ZM125 197V196H124ZM123 197V198H124ZM158 197H159V195H158ZM197 197H198V195H197ZM238 197H240L239 195H238ZM246 197V196H245ZM252 197H254V196H252ZM0 198V199H1ZM29 198H30V196H29ZM37 198H40V197H38L37 196ZM44 198H46V197H44L43 196V199ZM77 198V197H76ZM76 198H75V200H76ZM92 197H90V199H91ZM95 198L93 197V199L95 200ZM113 198V197H112ZM1 199V201L2 202H5L4 200H2ZM41 199H42V197H41ZM49 199H51V197L49 198ZM56 199H58V198H56ZM60 199H61V201H62V204H63V202L66 200L65 198H64V201L62 200V197H60ZM68 199V198H67ZM69 199L72 201L73 199H71L70 197H69ZM80 199H82V198H80ZM218 199H219V197H218ZM230 200H231V198H229ZM248 199V198H247ZM246 199V200H247ZM249 199L251 200V197H249ZM23 200H26L25 198H23ZM31 200V199H30ZM47 200V199H46ZM45 200V201H46ZM52 200V199H51ZM77 200H79V199H77ZM92 200V199H91ZM110 200H111V198H110ZM123 199H121V201H122ZM226 200H228V199H226ZM225 200V201H226ZM245 200V201H246ZM0 201V202H1ZM10 201V200H9ZM8 201V202H9ZM33 201L34 200H31V202H32V204H33ZM43 201V200H42ZM41 201V202H42ZM49 201V200H48ZM56 201L58 202V200H53V202L54 203H56ZM223 201V200H222ZM232 201H233V198H232ZM231 201V202H232ZM235 201H236V199H235ZM238 201V200H237ZM240 201H243V199L242 200H240ZM244 201V202H245ZM252 202H254L253 200H251ZM50 202V201H49ZM53 202H52V204H53ZM73 202V201H72ZM80 202V201H79ZM88 202V201H87ZM92 202V201H91ZM107 202V201H106ZM106 202H104L105 204H106ZM123 202V201H122ZM147 202V201H146ZM178 202H179V200H178ZM247 202V201H246ZM248 202H249V200H248ZM74 203V202H73ZM82 203H84V202H82ZM81 203V207H83L82 204ZM176 203V202H175ZM201 203V202H200ZM229 203V202H228ZM227 203V204H228ZM241 203H243V202H241ZM34 204H35V202H34ZM48 204V203H47ZM50 204V203H49ZM51 204V205H52ZM61 204V205H62ZM75 204V203H74ZM73 204V205H74ZM80 204V203H79ZM85 204V203H84ZM91 204V203H90ZM122 204V203H121ZM179 204V203H178ZM198 204V203H197ZM221 204V203H220ZM237 204V203H236ZM1 205H3V203L1 204ZM7 205V207H8V203H4V207ZM19 205V204H18ZM36 205V204H35ZM39 205H41V204H39ZM91 205H93V204H91ZM108 205H110V204H108ZM125 204L123 203V206H124ZM213 205V204H212ZM242 205V204H241ZM29 206V205H28ZM33 206V205H32ZM38 206V205H37ZM54 206H55V204H54ZM64 206H65V204H64ZM71 206V205H70ZM118 206H119V204H118ZM122 206V205H121ZM120 206V207H121ZM126 206V205H125ZM124 206V207H125ZM155 206V205H154ZM158 206H160V205H158ZM177 206V205H176ZM189 206V205H188ZM24 207H25V205H24ZM30 207V206H29ZM74 207V206H73ZM90 207V206H89ZM94 206H92V208H93ZM100 207V206H99ZM156 207V206H155ZM232 207H234V206H232ZM236 207H239V206H236ZM236 207L234 208V209H236ZM0 208H2V206H0ZM14 208V207H13ZM31 208V207H30ZM48 208H50L49 206H48ZM59 208V207H58ZM66 208V207H65ZM64 208V209H65ZM75 208H78V206H76ZM84 208V207H83ZM91 208V209H92ZM113 208V207H112ZM135 208H137L136 207V205H135ZM135 208H134V211H135ZM188 208H190V207H188ZM197 208H198V206H197ZM4 209V208H3ZM29 209V208H28ZM40 210H41V207L39 208ZM42 209H43V206H42ZM44 209H45V205H44ZM51 210H52V208H50ZM60 209H62V207H60ZM64 209H62V210H64ZM90 209V208H89ZM97 209V208H96ZM127 209H129V208H127ZM160 209V208H159ZM187 209V208H186ZM191 209H193V208H191ZM12 210H14V209H12ZM39 210V211H40ZM67 210V209H66ZM71 210L72 211H74L73 209H72V206H71ZM85 210V209H84ZM98 210V209H97ZM113 210V209H112ZM130 210V209H129ZM137 210H139V209H137ZM171 210V209H170ZM179 210H182V209H179ZM189 210V209H188ZM233 209L231 208V211H232ZM238 210V209H237ZM236 210V211H237ZM26 211H28V210H26ZM25 211V212H26ZM31 211V210H30ZM29 211V212H30ZM42 211V210H41ZM68 211V210H67ZM79 211V210H78ZM85 211H87V210H85ZM92 210H89V212L90 213H92L91 212ZM116 210H113V212H115ZM131 211V210H130ZM142 212L144 211L145 212V210H141ZM159 211V210H158ZM191 211V210H190ZM206 211V210H205ZM235 211V210H234ZM261 211V210H260ZM3 212V211H2ZM2 212H0V214L2 213ZM14 212V211H13ZM13 212H11V213H13ZM28 212V213H29ZM37 212H38V210H37ZM45 212H47V210L45 211ZM44 212V213H45ZM55 212V211H54ZM121 212H122V209H121ZM125 212V211H124ZM133 212V211H132ZM136 212V211H135ZM207 213L209 212L208 210L206 211ZM223 212V211H222ZM243 212V211H242ZM263 212V211H262ZM23 214H24V212H22ZM21 213V214H22ZM33 213H35L34 211H33ZM38 213H40V212H38ZM63 213V212H62ZM70 213H71V211H70ZM89 213V214H90ZM94 213V215H92V216H89V217H92V218H94V216H95V212H93ZM97 213V212H96ZM134 213V212H133ZM147 213V212H146ZM235 213V212H234ZM15 214V213H14ZM17 214V213H16ZM20 214V216L21 217H19V218H23V216ZM27 213H25V215H26ZM29 214H31V213H29ZM41 214H43V211H42V213ZM73 214H74V212H73ZM73 214H71L72 216H73ZM86 214H88V212H86ZM88 214V215H89ZM98 214V213H97ZM233 214V213H232ZM232 214H231V217H232ZM261 214V213H260ZM259 214V215H260ZM12 215V214H11ZM45 215V214H44ZM68 215H70V214H68ZM91 215V214H90ZM101 215V214H100ZM124 215H125V213H124ZM129 215V214H128ZM132 215V214H131ZM153 215V214H152ZM157 215V214H156ZM156 215H154V216H156ZM200 215V214H199ZM15 216V215H14ZM13 216V217H14ZM31 216V215H30ZM38 216V215H37ZM37 216H36V218H37ZM42 216V215H41ZM46 216H49V215H46ZM46 216L45 217H43V219L44 218H46ZM59 216V215H58ZM62 215H60V217H61ZM79 216L80 217H82V218H84L83 216H81L80 214H79ZM119 216H121V215H119ZM118 216V217H119ZM137 216H138V213H137ZM140 216V215H139ZM151 216V215H150ZM149 216V217H150ZM205 216H206V214H205ZM233 216H234V214H233ZM236 216V218H237V215H235ZM264 216V215H263ZM12 216H10V218H11ZM16 217V216H15ZM104 217H106V216H104ZM117 217V218H118ZM141 217V216H140ZM142 217H144V216H142ZM152 217V216H151ZM157 217L158 216H156V219H157ZM207 217V216H206ZM242 217V216H241ZM250 217V216H249ZM260 217H261V215H260ZM7 218H9V216H7ZM18 218V219H19ZM35 218V217H34ZM33 218V219H34ZM62 218H63V216H62ZM61 218V219H62ZM96 218V217H95ZM97 218H98V216H97ZM106 218H108V217H106ZM105 218V219H106ZM116 218V219H117ZM124 217L122 216V219L121 218H119V219H121V221L122 220H124L123 219ZM125 218H126V216H125ZM145 218V217H144ZM147 218V217H146ZM155 218V217H154ZM153 218V219H154ZM211 218V217H210ZM222 218V217H221ZM48 219V218H47ZM47 219H44V220H47ZM85 219V218H84ZM99 219H100V217H99ZM98 219V220H99ZM109 220L111 219L110 217L108 218ZM108 219H106L107 221H109ZM131 219H133V218H131ZM149 219V218H148ZM153 219H151V220H153ZM155 219V220H156ZM167 219H169V218H167ZM167 219H166V221H167ZM219 219V218H218ZM238 219V218H237ZM236 219V220H237ZM240 219V218H239ZM264 219V218H263ZM261 220V218H260V220L261 221H263L264 222V220ZM11 220H13V218L11 219ZM23 220V219H22ZM51 220V219H50ZM63 220V219H62ZM72 220V219H71ZM75 220V219H74ZM97 220V221H98ZM102 220V219H101ZM100 220V221H101ZM106 220H104V221H106ZM111 220H113V219H111ZM136 220V219H135ZM138 220V219H137ZM140 220H142V219H140ZM158 220V219H157ZM164 220V219H163ZM171 222L172 221H174L172 218H170L169 219ZM212 220V219H211ZM216 220V219H215ZM260 220H259V222H260ZM31 221H32V219H31ZM35 221H37V220H35ZM49 221V220H48ZM64 221V220H63ZM93 221H94V219H93ZM106 221V222H107ZM121 221H117L118 222V224L119 225H121V223H119V222H121ZM139 221V220H138ZM143 221V220H142ZM141 221V222H142ZM148 221V220H147ZM240 221V220H239ZM21 222H26V220H24V221H21ZM21 222H18V223H20L21 225H23ZM27 222H29V221H27ZM33 222V221H32ZM42 222V221H41ZM51 222V221H50ZM59 223L60 222H62L61 220L60 221H58ZM76 222V221H75ZM114 222L115 223H117L116 222V220H114ZM124 222H125V220H124ZM130 222V221H129ZM132 222V221H131ZM130 222V223H131ZM154 222H156V221H154ZM199 222H202V221H199ZM208 222V221H207ZM213 222V221H212ZM241 222V221H240ZM239 222V223H240ZM245 222V220L241 223V224H243ZM2 223V222H1ZM4 223V222H3ZM30 223V222H29ZM34 223H36V222H34ZM37 223H39L38 221H37ZM54 223V222H53ZM77 223V222H76ZM75 223V224H76ZM95 223V222H94ZM110 223V222H109ZM114 223V224H115ZM128 223V222H127ZM127 223H125V225L124 226H126V224ZM135 223V222H134ZM138 223V225H140L139 223H140V221L139 222H137ZM157 223V222H156ZM173 223V222H172ZM172 223H169V224H171L170 226H172L173 224ZM176 223V222H175ZM191 223V222H190ZM194 223V222H193ZM209 223V222H208ZM221 223H222V221H221ZM261 223V222H260ZM28 224V223H27ZM26 224V227L27 226H29V224L27 225ZM72 224H74V223H72ZM78 224V223H77ZM96 224V223H95ZM111 224H113V223H111ZM111 224L109 225V226H111ZM117 224V225H118ZM142 225H144L143 223H141ZM146 224V223H145ZM148 224H150V223H148ZM152 224V223H151ZM160 224V223H159ZM163 225H164V223H162ZM167 224V223H166ZM177 224V223H176ZM178 224H179V222H178ZM192 224V223H191ZM198 224V223H197ZM5 225V224H4ZM25 225V224H24ZM37 225V224H36ZM43 225V224H42ZM57 225V224H56ZM68 225V224H67ZM96 225H98V224H96ZM116 225V226H117ZM128 225V224H127ZM180 225V224H179ZM194 225V224H193ZM196 225V224H195ZM207 225H209V224H207ZM261 225V224H260ZM6 226V225H5ZM44 226H47V224H45ZM52 226V225H51ZM50 226V227H51ZM58 226V225H57ZM70 226V225H69ZM161 226V225H160ZM165 226V225H164ZM175 226V225H174ZM199 226V225H198ZM214 226H215V224H214ZM241 226V225H240ZM12 227V226H11ZM19 227V226H18ZM22 227V226H21ZM24 227V226H23ZM74 227V225H72L71 226V228H73ZM100 227H102V226H100ZM120 227V226H119ZM141 227V226H140ZM166 227V226H165ZM165 227H163V228H165ZM177 227V226H176ZM180 227H182V226H179V228ZM217 227V226H216ZM220 227V226H219ZM225 227V226H224ZM235 227V226H234ZM261 227V226H260ZM56 228H58V227H56ZM62 228V227H61ZM60 228V229H61ZM70 228V227H69ZM87 228V227H86ZM86 228H84V229H86ZM121 228V227H120ZM127 228V227H126ZM125 228V229H126ZM129 228V227H128ZM136 228V227H135ZM134 228V229H135ZM146 228V230H148L149 231V229H147V226L145 227ZM145 228H143V229H145ZM160 228H162V227H160ZM195 229H196V227H194ZM223 228V227H222ZM222 228H220L221 230H222ZM238 228H239V226H238ZM22 229H24V230H26L25 228H22ZM27 229H28V227H27ZM88 229V228H87ZM89 229H91V228H89ZM107 229H109L108 227H107ZM107 229H104L105 231H107ZM111 229V228H110ZM109 229V230H110ZM124 231H125V229L124 228H122ZM130 229V228H129ZM131 229H133V228H131ZM139 229V228H138ZM175 229V228H174ZM181 229V228H180ZM190 228H188V232H187V234L189 235L190 233H189V231L191 232V230L192 229H190ZM198 229V228H197ZM196 229V230H197ZM214 229H218V227L217 228H214ZM219 229V230H220ZM232 229V228H231ZM241 229L242 228H240V231H241ZM247 229V228H246ZM49 230V229H48ZM78 230V229H77ZM92 230V229H91ZM91 230H87V232L88 231H91ZM109 230L107 231L108 232V234H109ZM117 229H115L114 228V231H116ZM128 229H126V231H127ZM156 232H158V234L157 235H159V229L158 230H156V229H154ZM161 230V229H160ZM164 230V229H163ZM184 230V229H183ZM186 230V229H185ZM211 230V229H210ZM257 230V229H256ZM7 231V230H6ZM72 231V230H71ZM105 231H104V233H105ZM113 231V232H114ZM120 231V230H119ZM141 231V230H140ZM164 231H166V230H164ZM193 231V230H192ZM197 231H199V229L197 230ZM236 231H237V229H236ZM258 231V230H257ZM263 231V230H262ZM261 231V233H263ZM1 233H2V231H0ZM12 232V231H11ZM40 232V231H39ZM48 232V231H47ZM121 232V231H120ZM127 232H129V231H127ZM134 233H131V232H129V233H127L128 234V237H134V235L136 236V235H138V234H135L136 232L135 231H133ZM169 232V231H168ZM173 232V230L171 231V233ZM194 232V231H193ZM220 232V231H219ZM239 232V231H238ZM1 233H0V235H1ZM13 233V232H12ZM48 233H52V232H48ZM56 233V232H55ZM83 233H84V231H83ZM142 233V232H141ZM165 233V232H164ZM175 233H176V230H175ZM198 233V232H197ZM196 233V234H197ZM201 232L199 231V234H200ZM213 233V232H212ZM242 233V232H241ZM240 233V234H241ZM9 234V233H8ZM17 234V233H16ZM16 234H14L13 233V235H14V237H15V235ZM20 234V233H19ZM29 234H31V233H29ZM46 234V233H45ZM44 234V235H45ZM59 235H60V230H59V233H58ZM85 234V233H84ZM90 234V233H89ZM88 234V235H89ZM107 234V236H109ZM110 234H112V232L110 233ZM163 234V233H162ZM166 234V233H165ZM168 234H170V233H168ZM173 234V233H172ZM183 234H185V233H183ZM11 235V233L8 235V237ZM32 235H34V232L32 231ZM38 235V234H37ZM37 235H35L36 236V238L38 237ZM43 235V236H44ZM48 235V234H47ZM50 235V234H49ZM100 235V234H99ZM142 235V237L144 236V238H147V237H150L151 238V236H146V235H143V234H141ZM156 235V236H157ZM177 235H179V233H177ZM176 235V236H177ZM187 235V236H188ZM191 235H193V237L192 236H190V238L192 237L193 238V240L195 241L196 239H194V237H195V235L191 232ZM222 235H225V234H222ZM4 236V235H3ZM17 236V235H16ZM34 236V237H35ZM51 236V235H50ZM58 236V235H57ZM110 236H113V235H110ZM124 236V235H123ZM146 236V237H145ZM162 237L161 238H159V239H163V235H161ZM168 236H171V235H168ZM186 236V237H187ZM204 236V235H203ZM206 236H208V235H206ZM206 236H204V239L205 240H203V241H208V239H206ZM218 236V235H217ZM230 236V235H229ZM233 236V235H232ZM239 236V235H238ZM33 237V238H34ZM46 238H47V236H45ZM56 237V236H55ZM59 237V236H58ZM58 237H56V238H58ZM65 237H66V235H65ZM71 237V236H70ZM174 237V236H173ZM179 239L181 238V234H180V236H177ZM197 237V240H198V236H196ZM213 237V236H212ZM212 237H210V239H212ZM263 237V236H262ZM44 238V237H43ZM46 238H44V239H46ZM61 238V237H60ZM97 238V237H96ZM95 238V239H96ZM113 238V237H112ZM125 238H126V236H125ZM168 238H170V237H168ZM177 238V239H178ZM183 238H185V236L183 235ZM182 238V239H183ZM189 237H187V239H188ZM191 238V239H192ZM217 238V237H216ZM215 237H214V239H216ZM232 238H235V237H232ZM6 239V238H5ZM8 239V238H7ZM10 239H12V236H10ZM10 239H8V240H10ZM16 239V238H15ZM18 239V238H17ZM19 239H20V237H19ZM24 239V238H23ZM28 239V238H27ZM35 239V238H34ZM38 239V238H37ZM40 239H41V237H40ZM92 239V238H91ZM103 239V238H102ZM105 239V238H104ZM131 239V238H130ZM176 239V240H177ZM218 239V238H217ZM238 239H240V238H237V240ZM254 239H256V238H254ZM90 241V239H87L86 241ZM132 240V239H131ZM150 240V239H149ZM152 240V242H156V241H153V238L151 239ZM154 240H157V238L156 239H154ZM183 240H185V239H183ZM189 240V239H188ZM192 240V241H193ZM201 240V239H200ZM227 240V239H226ZM235 240V239H234ZM257 240V239H256ZM29 241H30V239H29ZM32 241V240H31ZM30 241V242H31ZM33 241H36V240H33ZM76 241V240H75ZM82 241V240H81ZM96 241V240H95ZM163 241V240H162ZM161 241V242H162ZM165 241V240H164ZM163 241V242H164ZM172 241V240H171ZM193 241V242H194ZM199 241V240H198ZM202 240H201V242L199 241V243H202L203 242ZM211 241V240H210ZM213 241V240H212ZM215 242L214 243H216V240H214ZM218 241V240H217ZM232 241V240H231ZM239 241V240H238ZM22 242V241H21ZM48 242V241H47ZM54 242V241H53ZM61 242V241H60ZM93 242H94V240H93ZM97 242V241H96ZM128 242H130V241H128ZM158 242H160V241H158ZM158 242H156V243H158ZM167 241H165V243H166ZM172 242H174V241H172ZM178 242L179 241H177V244H178ZM182 242V241H181ZM186 242V241H185ZM243 242H244V240H243ZM242 242V243H243ZM252 242V241H251ZM262 242H263V240H262ZM261 242V243H262ZM6 243H7V241H6ZM9 243H11V242H9ZM36 243V242H35ZM69 243V242H68ZM81 243V242H80ZM79 243V244H80ZM95 243V242H94ZM110 243H113V239H112V241H110ZM114 243H116V242H114ZM121 243V242H120ZM139 243V242H138ZM164 243V244H165ZM184 243V242H183ZM192 243V242H191ZM197 243V242H196ZM199 243H197V244H199ZM211 243V242H210ZM210 243H208V246H210ZM229 243V242H228ZM233 243H235V242H233ZM8 244V243H7ZM51 244V243H50ZM54 244V243H53ZM60 244V243H59ZM62 244H63V240H62ZM84 244V243H83ZM90 244H93V243H90ZM98 244V243H97ZM161 243H159V245H160ZM171 244V243H170ZM186 244V243H185ZM195 244V243H194ZM207 244V243H206ZM246 244V243H245ZM252 244V246H253V242L252 243H249V244H247L248 246L249 245H251ZM16 245V244H15ZM18 245V244H17ZM26 245V244H25ZM45 245V244H44ZM61 245V244H60ZM64 245V244H63ZM62 245V246H63ZM131 245H133V244H131ZM148 245V244H147ZM162 245V244H161ZM168 245V244H167ZM187 245V244H186ZM192 245V244H191ZM200 245V244H199ZM216 245V244H215ZM215 245H214V247H215ZM225 245V244H224ZM223 245V246H224ZM9 246H13V245H9ZM8 246V247H9ZM27 246H30V245H27ZM55 246V245H54ZM65 246V245H64ZM63 246V247H64ZM86 247L84 248H82V250L84 251V250H86V248L89 250V252H90V249H93V248H91V245L89 246V247H87V245H85ZM93 246H95L94 244L92 245V247ZM130 246V245H129ZM169 246V245H168ZM167 246V247H168ZM171 246L172 245H170V248H171ZM201 246H203V244L201 245ZM216 246H218V244L216 245ZM262 246V245H261ZM264 246V245H263ZM15 247V246H14ZM17 247V246H16ZM26 247V246H25ZM31 247V246H30ZM41 246H39V248H40ZM111 247H113V246H111ZM143 247V246H142ZM151 247H152V245H151ZM163 247V246H162ZM174 247H175V245H174ZM198 247H200V246H197L196 248H198ZM205 247V246H204ZM225 247H227V246H225ZM224 247V248H225ZM229 248L231 247V246H228ZM1 248V247H0ZM26 248H29V247H26ZM43 248V247H42ZM50 248V247H49ZM100 248V247H99ZM105 248V247H104ZM141 247H139V249H140ZM144 248H145V245H144ZM143 248V249H144ZM166 248V247H165ZM177 248V247H176ZM182 249L183 250V248L182 247H179V249ZM184 248H185V246H184ZM188 248H190V246L188 247ZM192 248V247H191ZM194 248H195V246H194ZM201 249V251L203 250V248L202 247H200ZM208 248V247H207ZM206 248V249H207ZM223 248V247H222ZM221 248V249H222ZM229 248H227V249H229ZM237 248V247H236ZM254 248H255V245H254ZM254 248H253V250H254ZM8 249V248H7ZM6 249V250H7ZM18 249V248H17ZM31 249V248H30ZM46 249V248H45ZM65 249H68L67 247H65ZM81 249V248H80ZM96 249V248H95ZM94 249V250H95ZM112 249V254H113V257H114V253H113V250H114V247L113 248H111ZM154 249V248H153ZM205 249V250H206ZM211 249V248H210ZM220 249V250H221ZM226 249V250H227ZM232 249H233V247H232ZM235 249V248H234ZM233 249V250H234ZM240 249H242V248H240ZM239 249V250H240ZM244 249V248H243ZM252 249V248H251ZM250 249V250H251ZM256 249V248H255ZM1 250V249H0ZM6 250H5V253H6ZM24 250H26V249H24ZM23 250V251H24ZM42 250V249H41ZM40 250V251H41ZM69 250V249H68ZM71 250H73V249H71ZM82 250H81V252H82ZM88 250H87V253H89L88 252ZM93 250V251H94ZM107 250V249H106ZM116 250V249H115ZM136 250H137V248H136ZM136 250H134V251H136ZM156 250V249H155ZM170 249H169V247H168V251H169ZM190 250V249H189ZM196 250H198V249H196ZM224 250V249H223ZM250 250H249V252H250ZM263 250H264V248H263ZM2 251V250H1ZM15 251V250H14ZM19 251H21V250H19ZM22 251V252H23ZM60 251V250H59ZM93 251L91 250V252L93 253ZM99 251V249H97V252L96 253H99L98 252ZM110 251V250H109ZM108 251V252H109ZM157 251V250H156ZM232 251V250H231ZM237 251V249H235V252ZM248 251V250H247ZM252 251V250H251ZM17 252V251H16ZM16 252H15V254H16ZM76 252H78V251H76ZM101 252V251H100ZM104 252V251H103ZM161 252V251H160ZM165 252H167V251H165ZM188 252V251H187ZM207 252H209V251H207ZM219 252V251H218ZM218 252L216 253V254H218ZM228 252V251H227ZM240 252H242V251H240ZM14 253V252H13ZM18 253V252H17ZM33 253H35L34 252V250H33ZM37 253H39V251L38 252H36V255H37ZM56 253H57V251H56ZM60 253H62L61 251H60ZM64 253V252H63ZM62 253V255H65V254H63ZM69 253V252H68ZM84 253V252H83ZM82 253V254H83ZM91 253V254H92ZM95 253V252H94ZM95 253V254H96ZM102 253V252H101ZM164 253V252H163ZM173 253H176V256H178L177 255V251L176 252H174L173 251ZM192 253H194V252H192ZM221 253V252H220ZM231 253H234V252H230V254ZM237 253V252H236ZM32 254V253H31ZM30 254V255H31ZM86 254V253H85ZM110 254V253H109ZM111 254V255H112ZM125 254V253H124ZM146 254H147V252H146ZM166 254H168V253H166ZM165 254V255H166ZM190 254V253H189ZM198 254V253H197ZM202 254V253H201ZM209 254H211L210 252H209ZM259 254V253H258ZM1 255V254H0ZM9 255H10V252H9ZM28 255V254H27ZM34 255V254H33ZM33 255H32V257L31 258H33ZM35 255V256H36ZM41 255V254H40ZM39 255V257H41ZM57 255V254H56ZM78 255V254H77ZM81 255V254H80ZM87 255V254H86ZM97 255V254H96ZM107 255H108V253H107ZM162 255V254H161ZM175 255V254H174ZM191 255V254H190ZM237 255V254H236ZM243 255V254H242ZM250 255V254H249ZM51 256V255H50ZM59 256V255H58ZM73 255L71 254V257H72ZM83 256V255H82ZM93 256V255H92ZM99 256H101L102 258H104L101 254L100 255H98V258H97V260L99 259L100 261H101V259L99 258ZM149 256V255H148ZM196 256V255H195ZM245 256V255H244ZM17 257V256H16ZM26 257V256H25ZM54 257H56V256H54ZM121 257H125V256H121ZM167 257V256H166ZM190 257V256H189ZM194 257V256H193ZM199 257H202V256H199ZM199 257H197V258H199ZM204 257V256H203ZM209 257H210V255H209ZM221 257V256H220ZM226 257V259L225 258H221V259H223V260H225V261H227L228 263L227 264H232L231 262H236L235 261V259L233 258V255L231 256V255H226L225 256ZM249 257H252V254L249 256ZM261 257V256H260ZM18 258V257H17ZM22 258V257H21ZM34 258H36V257H34ZM49 258V257H48ZM59 258V260L58 261H61L62 259H60L61 258V256H59L58 257ZM82 258V257H81ZM89 258H90V255H89ZM148 258V257H147ZM180 258H183L182 256H180ZM190 258H192V256L190 257ZM244 258V257H243ZM247 258H248V255H247ZM263 258H264V256H263ZM7 259V258H6ZM38 259V261L41 259H39L38 258V256H37V258H36V260ZM43 259V258H42ZM42 259H41V261H42ZM50 259V258H49ZM56 259H57V257H56ZM64 259H65V257H64ZM63 259V260H64ZM92 259V257L90 258V260ZM107 259H109V258H107ZM112 259V258H111ZM111 259H109V260H111ZM124 259V258H123ZM132 260H133V258H131ZM166 259V258H165ZM189 259V258H188ZM200 259V258H199ZM237 259H239V258H237ZM249 259V258H248ZM248 259H246V260H248ZM252 259H254V258H252ZM256 259H258V257L256 258ZM28 260V259H27ZM95 261L96 260V258L94 259V257H93V259H92V261ZM96 260V261H97ZM98 260V261H99ZM103 260V259H102ZM130 260V259H129ZM142 260H144V258L142 259ZM146 260V259H145ZM150 260V259H149ZM167 260V259H166ZM181 260V259H180ZM211 260H213V259H211ZM210 260V261H211ZM243 260V259H242ZM242 260L240 261V262H242ZM261 260V259H260ZM3 261V260H2ZM29 261V260H28ZM45 261H47V260H45ZM71 261V260H70ZM78 261V260H77ZM124 261V260H123ZM137 261V260H136ZM168 261H169V254H168ZM183 261H185L186 262V260H184V258L182 259V261L181 262H183ZM217 261V260H216ZM1 262V261H0ZM33 261H31L29 264H31ZM40 262V261H39ZM69 262V261H68ZM72 263H73V261H71ZM83 262V261H82ZM113 262V259H112V261H110V263H112ZM116 262L118 263V259H116ZM127 262V261H126ZM133 262H135V261H133ZM144 262V261H143ZM190 262V261H189ZM221 262H222V260H221ZM253 262V260L251 261V263ZM255 262V261H254ZM261 262V261H260ZM264 262V261H263ZM12 263V262H11ZM35 263H36V261H35ZM34 262H33V264H35ZM46 263V262H45ZM48 263V262H47ZM81 263V262H80ZM79 263V264H80ZM86 263V262H85ZM129 263V262H128ZM128 263H126V264H128ZM139 263V262H138ZM137 263V264H138ZM142 263V262H141ZM262 263V262H261ZM2 264V263H1ZM24 264V263H23ZM39 264V263H38ZM41 264H43V263H41ZM54 264V263H53ZM58 264V263H57ZM60 264V263H59ZM65 264H66V262H65ZM73 264H76L75 263V261H74V263ZM113 264V263H112ZM116 264V263H115ZM122 264V263H121ZM134 264V263H133ZM136 264V263H135ZM140 264V263H139ZM143 264V263H142ZM168 264V263H167ZM183 264V263H182ZM190 264H191V262H190ZM225 264H226V262H225ZM243 264V263H242ZM263 264V263H262Z\"/></svg>", "mask_w": 264, "mask_h": 264}]
</instances>
